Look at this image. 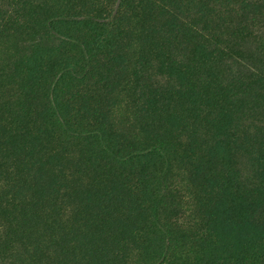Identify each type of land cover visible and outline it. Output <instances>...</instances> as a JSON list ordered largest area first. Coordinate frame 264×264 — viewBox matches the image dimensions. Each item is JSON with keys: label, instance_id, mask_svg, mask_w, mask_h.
Here are the masks:
<instances>
[{"label": "rangeland", "instance_id": "rangeland-1", "mask_svg": "<svg viewBox=\"0 0 264 264\" xmlns=\"http://www.w3.org/2000/svg\"><path fill=\"white\" fill-rule=\"evenodd\" d=\"M0 11L10 22L0 28V187L5 179L40 181L29 197L45 208L27 226L38 232L59 213L45 205L58 177L69 193L63 197H76L57 216L68 239L74 234L100 248L113 236L116 243L130 236L124 260L111 264H216L230 246L258 247L264 238L262 91L258 84L246 95L228 90L237 111L232 118L211 106L220 89L212 86L209 104L202 103L181 88L185 72L168 62L189 52L200 58L197 38L181 28L200 17L199 33L218 35L264 66V0H0ZM30 93L44 111L45 137L46 125L55 137L46 144L56 151L47 163L31 147V119L19 110ZM150 98L166 101L170 118L148 109ZM111 149H121L115 172L142 182L130 198L119 197L114 175L105 181L107 194L89 160L113 157ZM205 178L208 189L201 186ZM81 197L91 199L84 205ZM95 204L107 207L104 225H79L74 216L94 213ZM7 257L0 253L2 264Z\"/></svg>", "mask_w": 264, "mask_h": 264}, {"label": "trees", "instance_id": "trees-1", "mask_svg": "<svg viewBox=\"0 0 264 264\" xmlns=\"http://www.w3.org/2000/svg\"><path fill=\"white\" fill-rule=\"evenodd\" d=\"M162 10L165 16L170 18L169 11H166L165 9ZM3 15L4 13L0 11L1 29L5 28L2 24H10L8 16L6 15L4 19ZM116 15L120 16L119 11H113L112 16L116 17ZM240 17L242 16L240 15ZM86 18L88 19V17ZM189 21H191V24L187 25V22L182 23L181 28L184 31L191 33L194 38H197L195 48L200 50L201 56L198 59L193 58L189 52V56L185 60H183L180 55H177L176 58H174L173 55L174 59L168 62V64L173 63L177 69H180L187 75V77H184L185 85H182L181 88L183 90H191L195 99H199L202 103L209 104V100H211L210 88L216 86L222 92L213 97L211 106H213V109L216 111L224 110L225 113L232 118L235 117V112L237 111L233 105L230 104L231 96L228 93V90H236L242 95H246L245 93L252 89L253 85L258 84L256 87L262 91L264 97V66L262 65V62L258 59V63L253 61L250 55H247V59L243 56L241 57L239 54L235 53L236 51L231 47L232 45L229 46V44L223 39H220L218 35H207L203 32L199 33V28H201V23L203 21L200 17H192ZM111 26H114V24H111ZM197 26L198 28H196ZM165 41V44L167 45V43L171 41V38ZM145 59L147 60L144 62V66H149L150 59ZM257 66L260 69H256ZM250 71H254L255 73ZM247 73L249 74L248 77H246ZM139 80L141 81L142 79L136 77V81ZM143 86L145 85H142L141 87ZM33 95H35V93L29 94V97L25 100V106H21L19 110L23 115L24 120L26 117L31 119L30 124L32 127L31 130L27 131L28 135H31V140L35 143V145L32 146L30 142L31 147L35 151L37 148H40V150L38 149V153H43L38 155L45 163H47L48 161H51L53 154L56 153V151L52 148L49 149L46 144L52 142L55 137H53L52 130L48 129L47 125L45 137V127L40 125V116L44 114V111H40V109L35 107ZM153 99L154 98H150L144 101L145 106H147L148 109H151L152 112L163 114L170 118L169 104L166 101ZM171 116L174 115L171 114ZM208 118L213 120V117L211 118L210 115ZM205 121H207V119H205ZM81 134L82 133H80V135ZM86 134L90 136L91 132L87 131ZM84 139L89 140L90 138L88 137ZM26 148L28 149V145L25 146L24 149ZM111 150L112 151L110 152L113 154V157L109 154L106 156L107 158L94 155L90 156L89 160L94 164L93 167L101 172L99 174L102 177L101 180L103 182L101 187L105 186L104 188L107 194H109V189L107 188L105 181H107L109 175H114V177L118 179L120 189L119 197L124 196V198H130L129 196L136 194L137 189L134 187L141 186L142 182L137 183L140 179L136 178L135 182L130 183L132 182L130 180L131 175H127L128 177L122 176L121 178V175L115 172L117 170L113 165V158L115 156H120L119 151L121 152V149L115 152H113V149ZM260 161H262L264 165V156H261ZM10 167L11 166H9V168ZM262 171V174L264 175V168H262ZM10 174L11 168L7 171L6 175ZM57 178L58 177H56L53 182L55 184L53 188L54 195L51 196V194H48L47 199L45 197V205L50 213L51 208H55L59 213L52 214L62 217L63 213L61 212L66 210L69 206L67 205V202L74 201L76 197H63L68 196L69 193L67 194L68 191L61 181L62 178ZM203 181L204 183L201 185L202 188L208 189L211 187L208 178L203 179ZM13 182L14 179H5L3 182L4 185L0 187V253H8L7 262L4 264H111L112 261L115 262V259L124 260L125 246L127 245L126 241L131 239L130 236L129 238H126V236L122 235L117 243L113 236L112 240L110 239V242L102 244L99 246L100 248L91 247L88 245L89 242L78 241L75 237H72L74 234L68 239L69 233L67 227L64 226L61 218L59 219L57 216L47 217L49 221L47 225L45 222L43 227H41L38 232H35L32 229V226L29 227L27 225L31 224L34 219L42 216V207H44V204L42 203V200L36 204L33 199H30V193H32L31 187L37 186L40 181L36 183L29 181L26 178V180L17 185ZM53 183L51 184L52 186ZM86 195H88V193ZM237 195L240 194L237 193ZM81 198L82 202L84 201V205H87L88 201L91 199L89 197ZM76 206L79 208L82 205L79 204ZM93 208L95 209L94 213L85 215L83 212L81 214L77 213V216H74L77 218L79 225L86 222L92 223L94 221L96 222L94 225H104L105 220L101 215H103V211L104 209H107V207H105V205L95 204L93 205ZM122 218L125 217H121L120 215V219ZM253 220H255L258 225H261L262 223L258 219ZM262 225L264 226V224ZM44 226H46V231L43 229L45 228ZM132 240H134V238ZM229 250V253L227 249L222 256L216 259V264H254L251 260L252 257H256V260L260 261V264H264V238H262L258 247L256 243V245L252 246L250 250L237 246H230ZM170 263L171 260L165 261V264ZM0 264H2L1 261ZM159 264L162 263L159 262Z\"/></svg>", "mask_w": 264, "mask_h": 264}]
</instances>
